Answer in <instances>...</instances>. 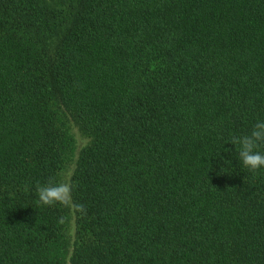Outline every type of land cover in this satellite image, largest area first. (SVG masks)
Returning <instances> with one entry per match:
<instances>
[{"label":"trees","instance_id":"obj_1","mask_svg":"<svg viewBox=\"0 0 264 264\" xmlns=\"http://www.w3.org/2000/svg\"><path fill=\"white\" fill-rule=\"evenodd\" d=\"M56 107L91 138L71 264H264L230 142L264 120V0H0V264H67Z\"/></svg>","mask_w":264,"mask_h":264},{"label":"clouds","instance_id":"obj_2","mask_svg":"<svg viewBox=\"0 0 264 264\" xmlns=\"http://www.w3.org/2000/svg\"><path fill=\"white\" fill-rule=\"evenodd\" d=\"M230 142L236 146L238 158L245 168L254 172L264 168V153L257 150L261 144H264V120H258L249 134L234 136ZM36 195L39 205L60 204L64 207H73L71 186L64 181H57L55 177H49L47 183H37ZM74 207L81 214H86V208L83 204ZM64 222L65 218L60 217L58 223L63 224Z\"/></svg>","mask_w":264,"mask_h":264},{"label":"rangeland","instance_id":"obj_3","mask_svg":"<svg viewBox=\"0 0 264 264\" xmlns=\"http://www.w3.org/2000/svg\"><path fill=\"white\" fill-rule=\"evenodd\" d=\"M57 125L68 139V149L65 153V159L62 169L59 172L58 181L68 183L71 188L73 185V174L76 168L77 160L83 149L89 144L91 138L83 133L76 124L72 115L63 107H56ZM72 199V198H71ZM64 207V206H63ZM67 213L63 226V234L69 242L70 253L67 258V264H71L70 258L78 241L77 234V213L73 207H64Z\"/></svg>","mask_w":264,"mask_h":264}]
</instances>
